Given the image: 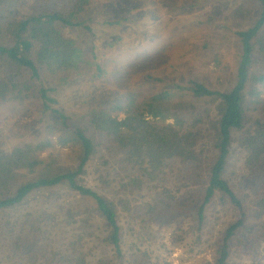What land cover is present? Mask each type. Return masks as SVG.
Listing matches in <instances>:
<instances>
[{"label":"trees","instance_id":"trees-1","mask_svg":"<svg viewBox=\"0 0 264 264\" xmlns=\"http://www.w3.org/2000/svg\"><path fill=\"white\" fill-rule=\"evenodd\" d=\"M91 2L34 0L20 16L18 0H0V107L39 96L44 110L55 115L42 140L0 148V243L10 264L18 263L10 254L23 260L19 264H35L30 256L44 238L54 237L56 223L77 229L81 224L84 230L53 254L51 261L58 264H151L153 244L166 230L170 244L165 248L176 249L193 238L195 246L185 243L193 251L209 243L211 264H260L264 0H245L239 8L240 13L248 10L244 18L253 25L236 33L242 54L229 91L191 79L187 86L148 96L128 91L122 102L74 117L51 107L54 100L44 84L63 85L70 75L93 70L95 77L105 74L63 31L93 33L85 19ZM128 77L116 82L124 86ZM236 153L244 154L247 174L233 170ZM62 188L68 202L58 191ZM47 191L56 198L12 219L26 199ZM215 203L229 206L235 217L217 235L205 234L207 211ZM95 220L105 251L92 262L94 246L87 242L98 239V231L88 229Z\"/></svg>","mask_w":264,"mask_h":264},{"label":"rangeland","instance_id":"rangeland-1","mask_svg":"<svg viewBox=\"0 0 264 264\" xmlns=\"http://www.w3.org/2000/svg\"><path fill=\"white\" fill-rule=\"evenodd\" d=\"M34 0H18L19 15L30 11ZM245 0H92L85 19L92 34L81 28H63L65 34L75 38L85 51L86 57L98 63L105 74L100 78L93 72L72 74L63 85L49 80L44 84L48 97L54 100L51 107L69 116H79L92 108L109 102H122L128 91H139L144 96L175 85L187 86L195 80L211 90L226 92L235 84L237 68L242 54L236 33L253 25L244 18L248 10L239 12ZM118 23H114V22ZM113 22V23H112ZM128 75L127 84L118 85L117 78ZM40 89L38 84L37 90ZM55 118L50 110H44L43 101L37 98L24 103H9L0 107V148H9L23 143L40 141L46 127ZM237 174H247L244 154H233L230 161ZM64 192L62 198L69 197ZM51 191L35 193L13 211L14 216L36 212L42 202L53 200ZM84 204V201L82 202ZM56 205L53 210L56 211ZM203 230L218 234L231 222L235 214L229 206H210ZM60 215L57 212V216ZM0 215V222L3 219ZM88 228L98 231V239L90 238L93 245L89 260L96 261L105 251L100 240L101 229L97 220ZM57 231L53 238H44L34 252L35 264H58L51 261L53 254L64 251L74 236L83 233L79 228L54 225ZM87 229V230H88ZM189 230V225H185ZM46 236V235H45ZM89 238V237H88ZM168 230L153 244L151 264H211L213 250L209 243L191 250L185 243L173 249ZM64 242V243H62ZM0 243V264H10ZM173 252L169 254V249ZM11 258L23 263L21 259ZM127 257L125 260H128ZM124 260V261H125ZM264 264V253L261 255Z\"/></svg>","mask_w":264,"mask_h":264}]
</instances>
